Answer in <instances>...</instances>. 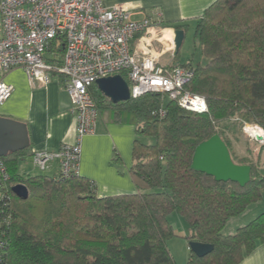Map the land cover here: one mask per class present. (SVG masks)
I'll use <instances>...</instances> for the list:
<instances>
[{
    "label": "trees",
    "instance_id": "trees-1",
    "mask_svg": "<svg viewBox=\"0 0 264 264\" xmlns=\"http://www.w3.org/2000/svg\"><path fill=\"white\" fill-rule=\"evenodd\" d=\"M195 34L207 62L183 65L193 73L184 90L205 97L207 112L186 110L160 93L113 104L96 85L90 88L101 116L136 127V193L99 198L96 183L79 174L71 180L19 176L24 151L2 158L11 183L24 184L30 193L28 200L12 195L4 264H177L168 246L176 237L169 222L175 212L189 226L188 243L214 246L204 258L191 251L188 264H240L264 243V213L233 235L223 233L228 220L262 200L258 164L237 163L231 155L252 167L244 188L191 168L198 145L215 135L231 150L225 126L230 121L264 129V0H217ZM55 51L62 56L64 43ZM120 75L128 82L127 74ZM161 108L162 118L154 114ZM141 136L154 144H144Z\"/></svg>",
    "mask_w": 264,
    "mask_h": 264
},
{
    "label": "built area",
    "instance_id": "built-area-1",
    "mask_svg": "<svg viewBox=\"0 0 264 264\" xmlns=\"http://www.w3.org/2000/svg\"><path fill=\"white\" fill-rule=\"evenodd\" d=\"M111 1L115 0H0V72L23 69L33 87H47L60 77L72 103L75 141L64 143L57 152L32 155L34 167L44 173L58 160L63 180L78 176L83 138L97 130L99 111L90 88L99 79L125 73L132 99L160 93L186 110L208 111L205 97L184 90L193 76L190 68L161 66L160 55L148 46L133 50L132 42L153 27V20H135L125 5H110ZM61 43L62 56L55 51ZM13 92L12 85L0 81V107ZM154 114L162 118L166 110ZM14 186L0 158V264L9 247L6 228Z\"/></svg>",
    "mask_w": 264,
    "mask_h": 264
},
{
    "label": "crops",
    "instance_id": "crops-1",
    "mask_svg": "<svg viewBox=\"0 0 264 264\" xmlns=\"http://www.w3.org/2000/svg\"><path fill=\"white\" fill-rule=\"evenodd\" d=\"M216 1L115 0L109 4L125 5L132 12L135 20L151 18L154 23L153 27L147 33L138 35L132 42V48L143 51L148 46L150 50L160 55L159 64L161 66L175 67L186 65L189 62H192L194 66L207 62L202 55L193 56L192 59L180 57V53L177 55L178 51L174 44L176 30L174 27H181L187 36L189 30L196 27L205 11ZM1 36L0 27V38ZM0 81L12 85L14 88L11 99L0 107V117L22 123L27 129L30 146L24 152L28 157L20 161L18 165L19 176L26 178L30 176V173H33V170L22 167V164L29 161L34 167L32 155L35 151L57 152L64 143L75 141V114L60 77H54L47 87L40 85L33 87L30 85L25 71L15 69L6 74L0 72ZM247 127L262 131L261 134L264 136V129L261 127L248 125L245 130ZM10 136L19 139L16 133H11ZM136 139L134 125L111 122L100 114L95 134L83 138L79 176L96 183L99 198L134 194L138 191L131 175L133 146ZM262 144L264 148V142ZM231 155L233 156L232 152ZM261 157L258 153L257 158ZM235 161L243 162L242 160ZM59 169L60 162L56 160L46 175L55 177L58 175ZM261 174L264 175L262 172ZM262 194L263 201L250 205L243 214L228 220L223 230L225 235L235 234L239 228L248 225L264 213V191ZM177 222L179 226L176 225V227L180 232L174 226L175 233L179 238L187 237L190 234L188 224L185 221L183 223L180 219H177ZM176 255L175 257H177ZM240 264H264V243H259Z\"/></svg>",
    "mask_w": 264,
    "mask_h": 264
},
{
    "label": "water",
    "instance_id": "water-1",
    "mask_svg": "<svg viewBox=\"0 0 264 264\" xmlns=\"http://www.w3.org/2000/svg\"><path fill=\"white\" fill-rule=\"evenodd\" d=\"M185 36L184 30H175L174 44L177 51L181 49ZM96 86L100 93L113 104L132 99L129 83L121 75L99 79ZM11 133L18 134L19 139L11 137ZM256 139L264 142L263 136H257ZM29 146L26 126L17 121L0 117V158L24 151ZM191 168L196 172L213 177L216 182H233L242 188L246 187L252 178V167L235 163L227 144L219 135L198 145ZM12 191L19 199H29V189L24 184L15 185ZM189 247L199 258L206 257L214 250L213 245L195 241L190 242Z\"/></svg>",
    "mask_w": 264,
    "mask_h": 264
},
{
    "label": "rangeland",
    "instance_id": "rangeland-1",
    "mask_svg": "<svg viewBox=\"0 0 264 264\" xmlns=\"http://www.w3.org/2000/svg\"><path fill=\"white\" fill-rule=\"evenodd\" d=\"M195 31H196V27H192L189 30L186 36V39L184 40V43L181 49L179 50L180 57H185V59H192L193 56L199 57L200 55H202L201 48L199 46L198 40L196 39ZM163 99H168V98H165V96H163L162 100ZM227 125L230 128V130L227 132L226 137L230 142L231 152L235 160L237 161L250 160V161L256 162V164H258L260 171L264 174V152H263L264 148L262 147L263 142L253 137L252 133L249 132L248 129L245 130L246 126H242L238 122L230 121L229 124H226L225 126ZM260 136H263V134H261ZM139 140L147 145L154 144V139L150 137L141 136L139 137ZM258 153H260V157H261V154L263 153L262 157L259 159L257 158ZM22 167L33 170L32 171L33 173H30V176H33V175L36 176V175H41V174L45 175L44 172H40L36 170V168H34L31 165V162L29 161L25 162V164H22ZM18 205H20L21 207H24V204H18ZM177 219H180L182 222L184 221V219L175 212L174 214H171V216L169 217V222L173 226V228L175 226L176 230L179 231V228L176 227V225L179 226ZM181 238H179V236L176 234V237L169 240L168 242L169 250L173 258L176 260L177 264L179 263L188 264L191 250H190L188 241L183 237ZM183 245H185V248H183ZM175 254H177L176 255L177 257H175Z\"/></svg>",
    "mask_w": 264,
    "mask_h": 264
},
{
    "label": "bare ground",
    "instance_id": "bare-ground-1",
    "mask_svg": "<svg viewBox=\"0 0 264 264\" xmlns=\"http://www.w3.org/2000/svg\"><path fill=\"white\" fill-rule=\"evenodd\" d=\"M247 129L249 130V132H251L252 133V136L253 137H257V136H260L261 135V131H259V130H257V129H253V130H251V127H247ZM254 134V135H253ZM261 137V136H260Z\"/></svg>",
    "mask_w": 264,
    "mask_h": 264
}]
</instances>
